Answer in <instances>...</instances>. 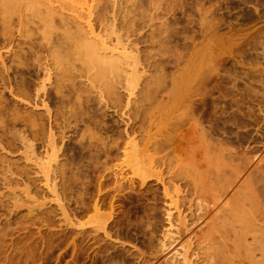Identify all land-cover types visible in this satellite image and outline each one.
Returning <instances> with one entry per match:
<instances>
[{
  "label": "rangeland",
  "instance_id": "obj_1",
  "mask_svg": "<svg viewBox=\"0 0 264 264\" xmlns=\"http://www.w3.org/2000/svg\"><path fill=\"white\" fill-rule=\"evenodd\" d=\"M263 12L264 0H0V31H23L18 39L26 53L15 62L9 57L18 49L0 37L19 98L49 86L43 76L36 78L35 57L27 52L31 31L54 37L59 31H94L111 51L128 48L122 66L99 56L98 41L78 47L76 64V49L63 53L70 58L62 55L63 65L70 69L73 62L69 71L74 74L76 65L83 81V110L73 101L70 110L62 109L67 127L56 130L64 138L52 157L41 139L31 138L54 187L44 185L43 173L32 174L37 165L26 168L36 180L21 176V184L18 176V185L0 184V264H230L247 248L257 251L251 235L244 238L238 228L251 216L264 228V86H257L262 92L254 103L245 85L231 77L241 52L238 32L263 31ZM61 15L79 29L65 26ZM213 31L229 37L225 46L210 41ZM208 43L222 52L214 71ZM113 85L127 90H113L116 96ZM11 96L6 90L5 97ZM102 118L114 128L102 129ZM124 124L128 136L119 132ZM59 164H65L60 172ZM193 164L203 176L193 173ZM2 171L8 177L14 172ZM196 197L209 212L195 222Z\"/></svg>",
  "mask_w": 264,
  "mask_h": 264
},
{
  "label": "bare ground",
  "instance_id": "obj_2",
  "mask_svg": "<svg viewBox=\"0 0 264 264\" xmlns=\"http://www.w3.org/2000/svg\"><path fill=\"white\" fill-rule=\"evenodd\" d=\"M261 13H262V11L260 12V11L256 10V14H258V16H260ZM19 17H20V19L23 18V13H20ZM248 18L252 19L253 17H248ZM61 20L65 24V26H67L69 28L79 29V27H80L78 22L72 20L68 16L61 15ZM219 32H221V31H219ZM219 32L218 31H213V33L209 32L211 35H208V37L210 36V41L216 42V40H218L223 45L224 44L223 41H225L224 39L225 38L227 39L229 37H227L224 34L221 35ZM22 33H23V31H0V37L3 39L4 44L6 46L9 45L12 47H16L18 49L17 51L13 52L12 56L9 57L13 62H15V60H17L20 57V54L26 53L25 49L23 47H21V44H20L19 39H18L20 36H22ZM49 33H51V32L47 31V33H46L44 31H31V41H30V44H29L28 49H27V52H29L31 55H33L35 57V60H36L35 61L36 65H37V68H36L37 72L35 74L36 78L38 79V78L43 76L44 81H46V80L49 81V86L47 85V83L41 84V86H38L34 91H32V93L24 94L25 99L19 98L18 92L16 90L17 78H16L15 74L11 75V73H9V70L7 69V65H6V59L3 56V54L0 52V170L5 171V169H6V171H7V169H8V170H10V171H8L9 172L8 174H10L13 170L15 172V173L12 172L11 173L12 176L10 174L11 177L10 176L8 177V176H6L7 172H6V175L4 176L3 173H5V172L2 171L3 173H1V171H0V173L2 174V175H0V176H2V177H0V184L2 183L3 186L5 184L9 185V184L15 183V181H18L19 180V179H17L18 176H19L20 180L22 179V177L23 178L24 177L29 178V176H30L29 180L32 181V179H33V178H31L32 174H35V176H36L38 173H43V175H44L43 180L45 181V183L43 181L44 185H46L47 188L54 187V184L53 185L51 184V176H50L49 172L48 173L44 172V169H45L44 166L46 165V163L42 162V160L39 158L40 156L37 157V154H36L37 151H36L35 146L33 144L34 142L32 143L33 140H31V138L33 137L36 140H37V138L41 139L44 142V145L43 144L42 145L45 146V148H46L45 154H47V156L49 155L48 157H52L53 153H55L56 150H58V147H59L58 144H60L63 141L62 138H64L63 137L64 134L62 133V131L58 130L59 131L58 132L56 130L60 129V127H61L60 125H62L63 127H65V125H67L66 123H65V125H63L64 124L63 123L64 121H62L63 119L61 120L62 123H60L61 122L60 116H65L64 113H63L64 115H60L62 109L66 108L73 101V103L77 102V103H79L77 105H80V107L75 105L78 108L75 107L74 111L76 110V108L78 110H79V108L81 110H83L82 109L83 106H81V105H83L82 104L83 102L81 100L83 98L82 94L84 91V90L83 91L81 90V84H83V81L81 83V81L78 80L77 75L79 74V72L77 75H75L77 73L76 71L78 70L76 65H75V68L77 70L73 69V70H75L74 74L71 73L73 71H71V72L69 71L71 69V67H73L72 65H74L73 62H71L72 64L70 66V69H69L68 64L65 67L64 62L62 63V60L65 61L67 58H69V56H68L69 54L67 56L64 55L65 50H67V52L69 53L73 49H76V50H73L75 53L77 51V49H80L78 47H81L80 45H82V43L89 42V43L93 44V42L96 43V41H98L99 49L103 52L99 56L106 59L110 63L116 64L118 66H122V62L124 60V57L127 55V51H128L127 45H125L123 47L122 53L117 54V53L110 50V48L107 46L106 42L100 40L99 38H96L94 35V31H59V32H57L55 37L52 34L50 35ZM218 34H220V36H218ZM46 35H48L49 37ZM238 35H239V40H240V44H241V52H239L240 58L238 59L236 64H233V65H236V68H235L236 71L234 72L235 75L233 73H232L233 76L230 75L229 74L230 71L227 73H228V75L232 76L231 77L232 82L234 79V81L237 80V81H239L245 85V90L248 92V94H250L249 96H251V95L253 96V98L251 97V99L253 100V99H255L254 97L258 98V96L261 95L259 93H261L262 92L261 90L264 88L263 87L264 86V30L263 31H261V29H260V31H244V30H242V31L238 32ZM225 43H226V41H225ZM64 44H66V47L63 51H61V48ZM217 44H218V42H217ZM219 44H218V46H219ZM224 46H225V44H224ZM208 47H209L208 48V63L210 62L209 65H211V66H209V67H211L210 70L214 71L218 65V64L216 65V63H218L217 58H219L218 56L221 55L222 52H221V50H219L220 52L219 51L218 52L221 54H218V52H217L218 49L216 48V44L214 46L209 44ZM220 47H218V48L222 49ZM68 50H70V51H68ZM77 52H78V55H77L78 61H76V57L73 58L70 56L71 59L72 58L75 59V60L72 59L73 61H76L75 64L78 63L79 61L81 62V57L79 56V55H81V53L79 51H77ZM62 55L65 56L66 59L64 57H63L64 59H62L61 58ZM71 55H73V54H71ZM220 57L222 58V55ZM72 60H70V61H72ZM79 77H81V76L79 75ZM236 82H235V84H236ZM14 83L16 85L15 88L13 87ZM259 84L262 85V87H263L262 89H261V86ZM84 85H86V84L84 83ZM258 85L260 86L258 88L261 89V90L259 89L260 90L259 93H258V88H257ZM237 86H238V84H236L235 89ZM82 88H84V86ZM111 89H112L111 92L113 90H115V92L119 93V95H120V92H122V94H123V91L127 90L124 87H120V89L117 90V89H115L114 85L111 86ZM6 90H8L9 93L12 95L11 96V97H13L12 101L9 100L8 97H5ZM237 91H238V89H237ZM114 93L112 92V94H114ZM117 93H115L116 96H118ZM263 93L264 92H262V96H260L262 98L264 95ZM243 98H244V96H243ZM251 99H250V102L252 101ZM254 101H256V99L253 100V102ZM73 103H71L72 106H73ZM84 103H87V102H84ZM53 104H57V108L54 111L51 110V105H53ZM71 104H70V106H71ZM250 104H253V103H250ZM67 109L70 110V107H67ZM72 110L73 109H71V111ZM78 110H77V113H79ZM71 111L68 114H70ZM74 111H73V114H71V115H74V118H76L75 115L77 113L74 114ZM80 113H84V111L83 112L81 111ZM80 113L78 115H80ZM85 114L86 113H84V115ZM66 115H67V113H66ZM106 117H107V115H106ZM80 118H81L80 116H79V118L77 117L78 120H80ZM73 121H75V119ZM68 122H70V121H68ZM122 122H125V121L123 120ZM68 124H70V123H68ZM75 124H77V123H75ZM111 126H112L111 123L109 126V120L108 119H103L101 121L102 129L108 131ZM120 128L121 127L119 126L118 129H120ZM112 129H111V131H112ZM127 129H128L127 124L126 125L124 124V127H122V129H120L119 132L121 133V130H123V133L127 134V135L125 134V136H128L129 133H127ZM214 131H215V129L211 128L209 130V132H207L209 137H210L211 142L212 141L214 142L216 140V138H214L215 137ZM181 132H182V130H181ZM123 133H121V134H123ZM222 135H223V132H222ZM180 136H183V135H180ZM58 138L62 140L61 142L59 141L60 143H58ZM206 138H207V136H206ZM207 139L209 140V138H207ZM242 140H244V139H242ZM37 141H40V140H37ZM43 142H41V143H43ZM208 142H210V141H208ZM222 145H223V143H222ZM181 146L182 145H180V147ZM208 146H209V144H208ZM209 147H211V146H209ZM210 150H212V149H210ZM108 153H109V151L107 152V154ZM40 154H42V153H40ZM107 154H106L107 157L111 156L110 154L109 155H107ZM16 155H21L20 156L21 158H19V157L17 158ZM19 160H23V162H25V165L23 164V167H22V165L21 166L19 165ZM194 163H195V161H194ZM206 164H207V162H206ZM35 165H37L38 169L36 167V170L34 169V172H32V174H31L30 173L31 170L29 172L26 168H28V167L30 168L33 166L32 167V170H33ZM63 165L65 166V164H63ZM48 166H50V165H48ZM60 166L61 165L59 164L57 166V168L58 167L60 168ZM64 166H63V168H64ZM176 166H177V164H176ZM178 166H179V164H178ZM181 166L179 168H182ZM191 166H194V168L196 167L194 164ZM11 167H13L12 168L13 170L11 169ZM14 167H15L16 171H15ZM59 168H58V171L59 170L61 171V169L63 170L62 167H61V169H59ZM194 168L191 171H193ZM197 168H195V171H193V173L195 172V174H196ZM199 168L201 169L202 167H199ZM182 170L184 173L187 169L186 170L182 169ZM175 171H177V170H175ZM200 171L198 170L197 173L201 174L200 176H203L202 175L203 173H201L202 171L201 172ZM186 173L189 174V171ZM206 173L207 172H205V174ZM208 173H209V171H208ZM175 175H177V174H175ZM194 175L192 174V172H191V174H189V176H191V177H193ZM215 175H217V174H215ZM37 176H39V175H37ZM196 176H198V175H196ZM205 176H207V175H205ZM208 176H209V174H208ZM191 177H188V178H191ZM36 178H37V180L39 179V177H36ZM185 179H187V178H185ZM22 180H21V184H22ZM19 183L20 182L18 181V184ZM189 183H186V184H189ZM15 184H17V183H15ZM15 184H13V185H15ZM212 184H213V181H212ZM206 188L207 187H204V191ZM207 195L208 194L206 193V196ZM203 198L201 195V199H203ZM208 198H210V197H208ZM212 198H214L213 195H212ZM197 200L199 201V203L197 205H199V204L200 205L198 206V208L195 206L197 208L196 213H195L196 217L194 216L195 222H196V219H197V221H200V219H202V218L205 219L204 217L209 212V209H205L206 208L205 204L207 202H205L203 204L200 202L201 201L203 202L204 199L200 200V198L199 199L197 198ZM218 203H219V199L218 198L214 199L212 202V206L216 207V206H218ZM208 205L210 206L209 203H208ZM252 205L255 207L254 202ZM190 209H192V207ZM191 214H193V213H191ZM251 217L253 218V221H255V219L257 218L256 219L257 222L255 221L256 223H253V221H252L251 223L249 222L247 225L245 224V226H243L245 223V222H243L242 223L243 225H240V228H238V229L239 230L241 229L240 233L246 235V237H244V238H247V236L251 235V239L253 241L252 244L257 248L258 253L254 252L256 250L253 251V249L251 250V248H249V249L247 248V253H245V255L240 256V258L237 261L232 262L230 264H242L243 261L247 262L248 264H264V228H263V226H260L262 223L260 224V222L258 221V218H259L258 216H255V217L251 216ZM251 220H248V221H251ZM194 223H193V225H194ZM200 226H201V224H200ZM238 229H235V232ZM167 230H169V229H167ZM199 231H201V230H199ZM167 233H168V231H167ZM168 245L170 246L171 244L169 243ZM246 245L248 247L251 246L250 244H246ZM173 256H175V251H174V253H172V252L170 253V258ZM168 259H169V256H168ZM245 262H243V263L246 264Z\"/></svg>",
  "mask_w": 264,
  "mask_h": 264
}]
</instances>
